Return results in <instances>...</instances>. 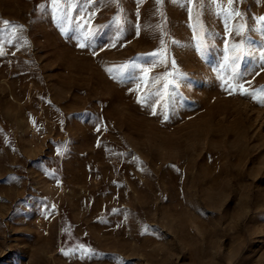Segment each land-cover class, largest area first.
Segmentation results:
<instances>
[{"label":"rangeland","instance_id":"1","mask_svg":"<svg viewBox=\"0 0 264 264\" xmlns=\"http://www.w3.org/2000/svg\"><path fill=\"white\" fill-rule=\"evenodd\" d=\"M68 2L0 0V264H264V0Z\"/></svg>","mask_w":264,"mask_h":264},{"label":"snow or ice","instance_id":"2","mask_svg":"<svg viewBox=\"0 0 264 264\" xmlns=\"http://www.w3.org/2000/svg\"><path fill=\"white\" fill-rule=\"evenodd\" d=\"M64 2H65V0H61V3H64ZM232 2H233V0H229V3H232ZM67 7H69V8L72 7V4L70 3V0H69V2L67 3ZM236 15H239V13H236ZM260 20H261L262 22H264V17H261ZM3 23L7 25L9 22L4 21ZM261 33L264 34V27L261 28ZM235 47L237 48V50H238V52H239V55H237V56L234 58V63H235V60H239L240 57H241L242 55L245 54L244 51L242 50V48H241L240 45H237V46H235ZM249 54H250V53H249ZM261 55H262V58H264V53H262ZM260 92H261L262 94H264V89H261ZM253 98L256 99V96L253 95ZM259 102L264 103V99H261Z\"/></svg>","mask_w":264,"mask_h":264}]
</instances>
